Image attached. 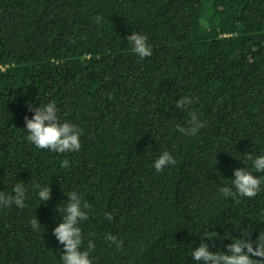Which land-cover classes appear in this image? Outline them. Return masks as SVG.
Returning a JSON list of instances; mask_svg holds the SVG:
<instances>
[{
    "label": "trees",
    "instance_id": "16d2710c",
    "mask_svg": "<svg viewBox=\"0 0 264 264\" xmlns=\"http://www.w3.org/2000/svg\"><path fill=\"white\" fill-rule=\"evenodd\" d=\"M131 32L151 56L132 51ZM50 102L80 129L79 151L26 139L28 105ZM189 112L205 123L194 136L177 128ZM164 151L176 163L157 172ZM248 154H264V0H0V192L26 189L24 208L0 207V264H62L52 229L69 191L90 205L79 226L92 264H198L211 232L222 239L205 238L210 251L241 230L255 240L264 183L239 202L219 192L251 170ZM35 184L50 186L46 203Z\"/></svg>",
    "mask_w": 264,
    "mask_h": 264
},
{
    "label": "clouds",
    "instance_id": "9594fccd",
    "mask_svg": "<svg viewBox=\"0 0 264 264\" xmlns=\"http://www.w3.org/2000/svg\"><path fill=\"white\" fill-rule=\"evenodd\" d=\"M131 44L132 51L141 59L152 55V49L147 42V37L131 32L126 37ZM177 108L188 109L193 103V98L182 96L176 100ZM29 111L33 113L32 117H24L25 129L27 130L26 139L37 149H47L55 153H72L79 151L80 129L71 123L61 122L58 116V108L55 103L50 102L43 106L28 105ZM190 119L186 127L177 125L178 130L187 136L196 135L200 129L205 126L198 115L189 112ZM250 162V168L237 167L233 169V178L231 186H223L219 192L225 198L231 197L234 201L239 202L241 198H253L261 190V184L264 183V177L254 175L256 173H264V154L253 156L248 154L246 157ZM176 160L168 152L164 151L153 162V166L157 172H162L166 167L174 165ZM69 161H62L61 166L67 167ZM34 189H38L37 196L40 201L46 203L51 197L50 186L33 185ZM13 195H6L0 192V207L8 208L15 205L17 208L25 207L26 189L22 184H16L13 188ZM66 204L63 207H57L61 216V222L57 223L52 229L59 244L63 246L60 259L62 264H92L90 253L94 251L95 244L89 240L87 247L82 250L83 233L79 224L89 219L85 209H89L90 205L83 200V197L76 191H69ZM106 218L111 221L113 215L105 213ZM30 225L34 230H39L40 223L37 218L30 221ZM211 235L203 237V241L199 246L192 249L191 257L198 264H264V234H259L255 240L251 239L250 231H240V236L224 247L226 251H210L209 243L205 242V238L213 240L218 237L217 233L211 232ZM91 235V234H90ZM106 241L116 245L119 249L122 247V241L116 236L107 234ZM215 247V244L211 245Z\"/></svg>",
    "mask_w": 264,
    "mask_h": 264
}]
</instances>
